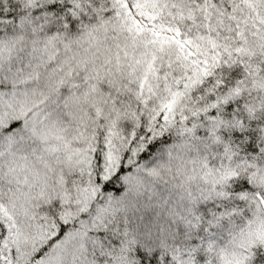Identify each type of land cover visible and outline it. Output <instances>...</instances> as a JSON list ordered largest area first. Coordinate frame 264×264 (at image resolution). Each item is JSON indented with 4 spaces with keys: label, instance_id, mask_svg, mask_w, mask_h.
Wrapping results in <instances>:
<instances>
[{
    "label": "snow or ice",
    "instance_id": "6c2138e0",
    "mask_svg": "<svg viewBox=\"0 0 264 264\" xmlns=\"http://www.w3.org/2000/svg\"><path fill=\"white\" fill-rule=\"evenodd\" d=\"M0 264H264V0H0Z\"/></svg>",
    "mask_w": 264,
    "mask_h": 264
}]
</instances>
